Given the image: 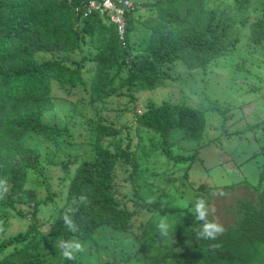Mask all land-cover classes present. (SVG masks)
Segmentation results:
<instances>
[{
  "label": "trees",
  "instance_id": "obj_1",
  "mask_svg": "<svg viewBox=\"0 0 264 264\" xmlns=\"http://www.w3.org/2000/svg\"><path fill=\"white\" fill-rule=\"evenodd\" d=\"M103 1L0 0V177L9 178V191L0 200V264H46L44 252L55 253L56 243L74 240L83 246L102 227L133 236L126 259L137 264H264V117L249 126L246 138L255 149L239 161L240 167L251 161L256 167L253 197L236 196L233 222L222 224L224 233L212 241L193 232L199 226L191 211L195 199L221 189L220 196L228 197L244 182L189 190L186 181L207 136L206 112L169 100L139 104L143 94L175 82L181 66L205 72L232 56L242 31L251 45L264 48V0H230L224 8V1L210 7V0H133L122 36L108 14L91 9V3ZM140 7L146 17H136ZM251 11L255 20L247 14ZM234 69L247 78L255 75L246 61ZM255 79L262 84L249 92L264 87L263 79ZM79 90L83 97L70 103ZM111 99L126 100L125 107L110 112ZM81 104L95 119L80 111ZM125 113L135 117L136 144L131 133L121 136L126 126L117 121ZM79 124L90 135L81 160L73 152ZM42 147H52L56 161L46 162ZM163 158L175 172H159ZM57 163L64 172L58 193L52 192L49 175ZM182 172L179 179L171 176ZM165 177L167 186L161 188ZM178 180L181 187L174 188L185 205L168 199L166 190ZM42 187L47 195L39 198ZM80 194L89 202L78 206L77 230L70 231L61 216ZM46 212L49 217H42ZM13 217L27 226L24 231L8 234ZM162 217L166 234L157 228ZM78 255L62 256L61 263L83 264L76 262Z\"/></svg>",
  "mask_w": 264,
  "mask_h": 264
},
{
  "label": "rangeland",
  "instance_id": "obj_2",
  "mask_svg": "<svg viewBox=\"0 0 264 264\" xmlns=\"http://www.w3.org/2000/svg\"><path fill=\"white\" fill-rule=\"evenodd\" d=\"M135 1L138 2L139 0ZM221 1H224L222 5ZM231 3L230 0L227 2H225V0H210L209 6L214 7L221 5L220 7L224 8ZM147 14V11L142 7L135 13L136 17L140 15L146 17ZM237 14L240 17L242 13L237 12ZM247 14L251 16L253 20L256 19L252 11ZM230 15L236 16V11L230 10ZM241 37L243 40L239 44L240 48L236 50L232 56L215 62L212 67L205 72H190L185 66H181L178 68V79L175 82H171L156 91L143 94L139 102L140 106L143 108L145 103L150 100L157 103L169 100L173 103H182L196 108H202L206 112L208 119L207 136L203 147L199 148L198 156L189 172V180L186 181V183L189 186V190H192V188H197L201 185L208 188L226 187L238 183L241 180L244 182L241 185L237 184L234 190H230V196L228 197L223 195V197L220 196V192L223 191L222 189L220 192L217 191L218 193L212 197L211 204L216 210L213 218L223 225L233 222L232 219L235 216L231 214V211H237L239 204L236 203V196L251 200L253 191H250V189L255 190L251 185L258 181V173L256 167L253 165V161L241 167L239 166V161L247 158V156L252 153V148L255 147V145L251 146L249 139L246 138V136H251L248 134V130L252 131L253 129H248L249 126L257 123L264 117V87L262 91H248L251 86H255L254 84H262L260 79L258 80L255 78L258 77L264 80V48L251 45L244 31L241 32ZM250 49L252 51H258L257 53L263 56L252 55ZM242 61H246L247 66H252L255 73L254 77L247 78L245 74V76L242 74H235L234 65ZM83 94L84 93L79 90L76 95L69 98V102L78 103L83 97ZM250 102H253V105L250 106L249 110L245 111V106ZM125 104L126 100L124 99H111L108 108L109 111L110 108H124ZM219 107L223 108V113L220 112ZM79 109L85 113L88 119H95V114L88 106L83 107V104H81L79 105ZM107 115L110 116L111 113L108 112ZM78 118L80 119L81 116ZM117 122L119 126H126V129L122 130L121 136L126 138L128 133H131L134 144L138 143L139 138L134 115L125 113ZM74 130L76 131L75 137L78 141V146L73 152L74 154H80V157H77L81 160L86 156L85 152L89 150L87 146L90 136L89 128L79 124L76 125ZM124 143L126 144L127 140H125ZM47 152H50V155H48ZM42 153L43 158L47 159L46 162L56 161V159L52 157V147H42ZM183 165H188V163ZM157 166H161L159 172H164L167 169H171V172H175V168H172V163L167 165L164 158ZM51 167L52 169L49 171L51 177V190L52 192L58 193L60 191L59 179L64 176V172L61 170L58 163ZM182 174L184 176V172L176 173V176L171 174V176L179 179ZM165 179L166 177L163 178L161 188L165 185L167 186V181H165ZM178 186L181 187V182L179 180L177 183L170 184L169 190H166L168 192V199L171 202L172 199H175L177 202L185 205L187 201L181 198V201H179L181 194L179 195V193L175 191L176 189L174 187ZM244 189H246V191ZM37 192L39 198H44L47 195V191L44 187L38 188ZM191 193L186 191L188 197L191 196ZM226 204L230 206L233 205L231 208L229 207L227 212L223 209ZM47 210L46 208L45 211ZM12 214L13 213H10V215ZM49 214V212H46L45 215L43 213L41 216L47 218ZM11 224V231H8V234H13L20 230L24 231L27 227H22L17 217L11 218ZM58 244L59 243H56L54 246L56 249L55 253H50L48 251L44 252L46 264H62L63 257L60 248L57 246ZM132 245H134V240L130 233H116L107 227H102L97 230L94 238L88 244L82 246L83 250L78 252L79 255L76 262L81 260L83 264H107V262L137 264L130 259H126L127 252L131 250ZM125 260L126 262L129 260L130 263H126Z\"/></svg>",
  "mask_w": 264,
  "mask_h": 264
},
{
  "label": "clouds",
  "instance_id": "obj_3",
  "mask_svg": "<svg viewBox=\"0 0 264 264\" xmlns=\"http://www.w3.org/2000/svg\"><path fill=\"white\" fill-rule=\"evenodd\" d=\"M9 191V178L0 177V200H3ZM215 194H210L209 197H198L195 199L191 211L195 221L198 222L199 226L193 228V232L197 239L212 240L215 241L221 236L225 228L216 219L210 217L215 214V208L210 203V197ZM88 197L85 194L73 196L69 205L66 206V211L62 213V220L64 221L65 227L70 231H76L77 225L73 219L75 213L79 210V205H87ZM152 202V201H149ZM3 222L0 221V231H3ZM157 228L166 234L168 224L167 218L162 217L160 222L157 224ZM61 249V255L66 259H74L75 253L82 251V245L78 241H60L57 245Z\"/></svg>",
  "mask_w": 264,
  "mask_h": 264
},
{
  "label": "built area",
  "instance_id": "obj_4",
  "mask_svg": "<svg viewBox=\"0 0 264 264\" xmlns=\"http://www.w3.org/2000/svg\"><path fill=\"white\" fill-rule=\"evenodd\" d=\"M133 6V0H104L102 3L93 2L90 5L91 9H97L101 14H108L110 21L118 26L121 36L125 33V10Z\"/></svg>",
  "mask_w": 264,
  "mask_h": 264
},
{
  "label": "water",
  "instance_id": "obj_5",
  "mask_svg": "<svg viewBox=\"0 0 264 264\" xmlns=\"http://www.w3.org/2000/svg\"><path fill=\"white\" fill-rule=\"evenodd\" d=\"M107 264H117L116 262H112V263H110V262H107Z\"/></svg>",
  "mask_w": 264,
  "mask_h": 264
}]
</instances>
